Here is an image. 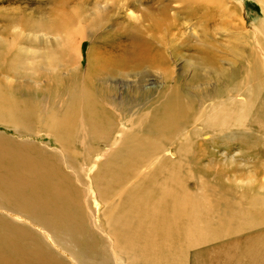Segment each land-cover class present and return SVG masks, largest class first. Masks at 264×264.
<instances>
[{"label":"rangeland","instance_id":"rangeland-1","mask_svg":"<svg viewBox=\"0 0 264 264\" xmlns=\"http://www.w3.org/2000/svg\"><path fill=\"white\" fill-rule=\"evenodd\" d=\"M129 1L137 7L127 10ZM261 4L260 0H0V63H5L3 67L0 65V87L11 89L26 118L25 128L0 122V136L16 145H34L56 157L62 170L72 173L74 184L89 192V209L95 225L103 217V204L97 198L94 177L127 138L128 132H135L131 116L147 114L176 88L178 93L196 102L194 111L201 117L202 112L217 103L218 98L211 96L216 89L225 93L231 89L227 75L235 71L237 87L242 89L233 94L237 103L230 107L234 119L231 127L211 132L203 128L197 132L194 126L189 127L175 141L167 143L164 152L147 160L131 183L139 180L142 184L152 175L159 181L166 178L167 182H175L181 174L176 175L174 169L183 165L182 181L187 193L202 199L214 214L213 221L197 236L201 238L200 243L180 244L185 249L183 264H195L196 258L207 264L205 260L214 256L226 253L234 257L247 251H252L256 257L263 256L264 261V98L251 106L247 103L252 96L248 91L250 76L256 71L253 65L262 61L264 6ZM101 8H105L103 16L102 12L97 13ZM61 14L74 15L72 28L91 34L80 41L79 56L75 60L71 57L73 53L63 51L60 55L63 34L56 32L52 24ZM150 21L154 24L158 21L162 30L160 38L165 41L162 52L167 56L168 79L154 69L106 78L100 86H107L104 87L108 89L105 103L117 123V129L108 137L110 140L105 136L109 142L97 138L92 143H69V146L67 140L57 141L48 128L67 111V94L72 90L69 83L75 79L81 86L93 66L117 55V50L111 49L113 46L130 45V39L121 37L127 36L132 28H136V32L141 29L149 38L150 32L145 33V29ZM262 49L264 53V44ZM204 51L215 57L224 76L204 66L201 78L192 80L194 72L198 71L196 58ZM261 65L264 69L262 62ZM83 85L75 90L78 105L82 103L79 98L84 97ZM61 88L66 89V94L60 93ZM48 91L51 96L47 95ZM78 112L83 114L84 111ZM237 118L242 121L236 122ZM247 118L248 122L258 118L260 124H248ZM188 141L197 147L201 144L200 152H192V155L179 152L178 147ZM60 151H63L61 157ZM166 161L169 162L166 164ZM161 162L164 164L160 165ZM176 186L175 194L179 195L183 189L181 185ZM120 199L116 200L117 204ZM228 210L239 214L232 215ZM47 242L52 247V241ZM174 245L171 257L177 259L180 254L176 251L180 246L177 241ZM115 261L120 264V260L115 258Z\"/></svg>","mask_w":264,"mask_h":264},{"label":"bare ground","instance_id":"bare-ground-1","mask_svg":"<svg viewBox=\"0 0 264 264\" xmlns=\"http://www.w3.org/2000/svg\"><path fill=\"white\" fill-rule=\"evenodd\" d=\"M260 3L264 6V0H260ZM133 6H136L135 3L134 5L130 3L127 4L128 8L126 6L125 8L129 10ZM99 12H102L103 16L105 8L97 11ZM128 16L132 17L130 14ZM75 19L74 15L61 14L52 24L56 32L63 34L59 44L60 55H63V51L73 53L74 57L71 55L73 60L79 56L77 54L80 41L91 36L87 32L72 28ZM153 22L145 29V33L150 32L149 38L141 29H137L136 32V28H132L127 34L128 37L126 35L121 37L130 39V45L113 46L111 49L117 50V55L109 60L103 57L104 60L93 66L88 75L86 73L87 78L82 81L84 97L79 98L82 100L80 105L75 91L78 83L75 79L69 83L72 90L67 94L69 99L67 111L55 123H49L50 127L47 126L57 141L67 140L68 144L92 143V140L99 138V141L109 142L107 139L113 130L117 129V123L115 124L112 115L114 113L110 112L105 103L108 99V89H105L107 86H104L105 88L100 86L106 78L117 74H129L131 71L141 74L147 69H154L160 72L164 79H168L167 56L162 52L165 41L160 38L162 30L158 21L155 24ZM262 46L260 47L262 61L252 64L256 71L250 76L251 87L248 91L252 96L247 99L250 106L261 97L264 98ZM196 59L198 71L194 72L192 80L201 78L204 66L212 67L219 72L220 77L224 76L211 53L204 51ZM4 64L0 63L2 67ZM125 74L124 76H127ZM227 76V84L231 89L226 93L220 88L214 89L215 92L211 96L217 97L218 101L202 112L201 117L194 111L196 102L178 93L176 88L161 105L151 109L147 114L131 116L135 132H128L127 138L122 140L113 154L109 155L103 164L104 168L94 177L97 198L103 204V217L101 222L95 225L92 223L89 209V192L86 188L82 190L74 184L72 173L63 171L56 163V157L34 145H16L0 136V264H117L115 258L120 260V264H183L185 249L180 244L200 243L201 238L197 236L213 221L211 216L214 214L202 199L187 193L182 181L184 172L182 164L174 169L176 175L181 174L174 180L183 189L178 196L174 189L177 184L173 180L167 182L166 178H163L164 181H159L155 175L144 180L142 184L139 180L131 183V180L137 176L140 167L147 160L164 152L165 145L175 141L181 132L189 127L194 126L197 132L201 128L211 132L231 127L234 119L230 107L237 103L234 96L240 88L238 89L239 85L235 81L237 77L235 71ZM50 91L48 96H51ZM66 92V89H62L60 93ZM228 93L231 95L227 96ZM12 94L8 87L7 90L0 87V122L24 127L26 118L21 110L22 105ZM221 97L224 99H220ZM80 110L84 111L83 114L78 112ZM83 118L86 119L85 122ZM248 119V124H260L258 118L252 119L251 122H248ZM240 121L242 120L237 118L236 122ZM62 145L61 143L60 149ZM198 145L199 147L188 141L180 145L178 151L184 155L189 153L192 155V152H200L202 145ZM62 152L59 153L60 157L63 155ZM52 154L55 155L54 152ZM168 162L166 161V164ZM164 172L163 174H166ZM73 175L77 177L75 173ZM119 198L121 199L117 204L116 200ZM228 211L232 215L238 213ZM219 220L222 221V217H219ZM47 241H52V247ZM175 241L180 246L179 251H176L180 254L177 259L175 256L171 257ZM255 255L252 251L236 254L234 257L224 253L211 256L212 258L205 261H208L207 264H264L263 256ZM195 264L202 263L196 258Z\"/></svg>","mask_w":264,"mask_h":264}]
</instances>
